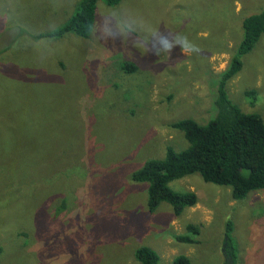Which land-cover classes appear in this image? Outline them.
<instances>
[{"label": "rangeland", "instance_id": "374dc122", "mask_svg": "<svg viewBox=\"0 0 264 264\" xmlns=\"http://www.w3.org/2000/svg\"><path fill=\"white\" fill-rule=\"evenodd\" d=\"M80 1L0 0V264H138L140 247L159 264H226L229 220L239 262L264 264V191L234 200L195 173L169 184L198 197L176 216L166 202L151 212L149 183L132 180L189 147L172 123L216 116L219 77L264 0L100 1L89 39L36 40ZM243 61L229 96L264 119V35ZM189 224L198 243L177 239Z\"/></svg>", "mask_w": 264, "mask_h": 264}, {"label": "trees", "instance_id": "16d2710c", "mask_svg": "<svg viewBox=\"0 0 264 264\" xmlns=\"http://www.w3.org/2000/svg\"><path fill=\"white\" fill-rule=\"evenodd\" d=\"M109 7L120 4L123 0H81L75 13L61 27L47 33H39L36 40L44 37L60 39L67 34L89 39L96 22L98 2ZM243 38L237 52L232 57L229 67L218 81L216 99L217 114L206 124L186 118L171 124L180 130L187 141V149L177 151L168 146L163 158L151 159L133 172L132 180L149 183L148 207L154 212L166 202L171 205L176 216L184 213L186 208L198 203L193 191L177 192L170 187V182L198 173L205 182L218 186H227L232 190L234 200H242L252 192L264 191V119L260 114L244 112L235 104L228 91V83L242 69L244 56L251 53L264 35V8L247 16L242 23ZM121 70L126 74L136 73L135 64L124 62ZM255 92H248L254 95ZM188 235L178 237L181 243H198L194 236L200 234V226L188 225ZM233 222L226 224V264L239 262L238 246L232 235ZM24 235V234H23ZM2 248H0V254ZM138 264H159L160 257L149 247H140L135 253ZM173 264H193L187 256H178Z\"/></svg>", "mask_w": 264, "mask_h": 264}, {"label": "clouds", "instance_id": "9594fccd", "mask_svg": "<svg viewBox=\"0 0 264 264\" xmlns=\"http://www.w3.org/2000/svg\"><path fill=\"white\" fill-rule=\"evenodd\" d=\"M187 46V45H186Z\"/></svg>", "mask_w": 264, "mask_h": 264}]
</instances>
